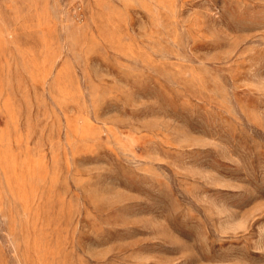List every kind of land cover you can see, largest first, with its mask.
<instances>
[{
	"label": "rangeland",
	"instance_id": "rangeland-1",
	"mask_svg": "<svg viewBox=\"0 0 264 264\" xmlns=\"http://www.w3.org/2000/svg\"><path fill=\"white\" fill-rule=\"evenodd\" d=\"M0 264H264V0H0Z\"/></svg>",
	"mask_w": 264,
	"mask_h": 264
}]
</instances>
